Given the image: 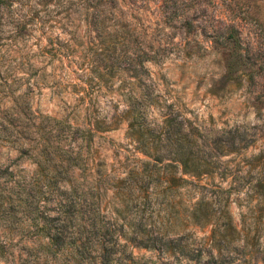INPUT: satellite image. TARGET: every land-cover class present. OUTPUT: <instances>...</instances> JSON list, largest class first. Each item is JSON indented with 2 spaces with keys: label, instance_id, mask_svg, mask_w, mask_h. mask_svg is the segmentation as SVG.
Returning a JSON list of instances; mask_svg holds the SVG:
<instances>
[{
  "label": "rangeland",
  "instance_id": "1",
  "mask_svg": "<svg viewBox=\"0 0 264 264\" xmlns=\"http://www.w3.org/2000/svg\"><path fill=\"white\" fill-rule=\"evenodd\" d=\"M139 60L147 70L142 81L153 86L157 101L149 118L159 120L161 113L184 118L199 129L200 143L217 131L237 128L249 144L222 160L247 170L231 208L235 220L257 237L246 249L235 248L226 264H264V196L257 195L264 187L253 186L264 183V158L250 160L264 156V0H0V117L12 132L42 122L57 128L58 137L71 135L76 131L59 129L44 116L82 127L92 116L77 100L88 70L98 66L105 72L97 94L104 114L111 95L136 88L119 68ZM13 112L20 113L18 120ZM124 131L121 120L113 129L94 132L86 148L91 164L112 171L129 163ZM18 154L13 145L0 147V170L6 164L31 170L26 156ZM212 183L225 181L214 176ZM179 198L176 192L173 207L162 204L150 220L178 228ZM52 208L45 203L49 212ZM33 214L17 208L9 218L6 206H0V241H9L0 264H73L70 255L51 250L35 235L28 225ZM193 231L195 240L203 241L208 229ZM127 249L139 262L177 264V258L152 250Z\"/></svg>",
  "mask_w": 264,
  "mask_h": 264
},
{
  "label": "trees",
  "instance_id": "2",
  "mask_svg": "<svg viewBox=\"0 0 264 264\" xmlns=\"http://www.w3.org/2000/svg\"><path fill=\"white\" fill-rule=\"evenodd\" d=\"M102 68L89 69V78L79 86L83 95L77 100L86 115L92 111L82 127L44 116L59 129L75 130L79 136L70 131L71 135L58 137L57 128L42 122L24 129L16 126L12 132L0 117V147L13 145L18 156L25 155L33 166L15 170L6 164L0 170V206H6L9 218L17 208L33 212L28 225L35 235L45 238L51 250L70 255L73 264H146L136 260L128 246L177 258V264H226L235 248L244 250L257 237L235 220L231 208L236 206L231 197L247 170H235L222 160L249 144L239 137L237 128L217 131L210 141L200 143L199 129L184 118L177 120L170 113L159 114V120L149 118L157 101L153 86L142 81L147 72L142 60L119 68L138 88L115 92L101 114L97 94L103 89ZM13 100L16 105L17 97ZM119 104L122 107L117 110ZM12 115L20 117L19 112ZM121 120L130 162L112 171L91 164L86 148L92 134L113 129ZM260 158L264 156L257 154L250 160ZM214 176L224 185L213 184ZM203 178L210 181L201 183ZM253 186L262 189L264 183L256 181ZM176 192L180 195L178 228L161 220L157 226L151 216L159 213L162 204L172 208ZM49 196L53 198L48 200ZM45 203H52L51 212ZM195 228L208 229L203 241L195 240ZM8 244L0 241V256Z\"/></svg>",
  "mask_w": 264,
  "mask_h": 264
}]
</instances>
